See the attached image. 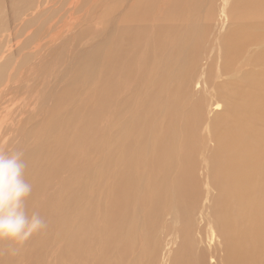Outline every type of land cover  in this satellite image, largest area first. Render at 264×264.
<instances>
[{"label": "bare ground", "instance_id": "obj_1", "mask_svg": "<svg viewBox=\"0 0 264 264\" xmlns=\"http://www.w3.org/2000/svg\"><path fill=\"white\" fill-rule=\"evenodd\" d=\"M29 2L36 20L64 3ZM217 2L110 1L108 36L62 77L72 87L42 92V109L61 97L52 119L35 128L30 112L26 205L47 228L23 246L0 242V264H160L162 254L168 264H264V0H232L223 28ZM202 91L221 105L205 128L216 153L207 206L192 139L205 122ZM67 101L82 109L61 111ZM177 238L163 253L161 242Z\"/></svg>", "mask_w": 264, "mask_h": 264}, {"label": "rangeland", "instance_id": "obj_2", "mask_svg": "<svg viewBox=\"0 0 264 264\" xmlns=\"http://www.w3.org/2000/svg\"><path fill=\"white\" fill-rule=\"evenodd\" d=\"M62 1L64 3L61 9L57 6L58 4H48L44 10L45 14L36 20L34 17H37L40 12L29 0H0V70L3 72L6 81L0 90L7 87V90L10 91V93L6 92V97H0V151H11V148L15 146L16 150L26 153L35 148L37 141L29 143L31 137L28 138L23 132L27 129L26 123L31 122V118L29 119V116H32L30 112L33 111L35 117V121L31 124H34L36 128L37 125L44 123V119L46 121L52 119L46 115L48 108H51L53 104L58 106L61 103L60 96L57 99L51 98L48 100L45 109H42V92H50V97H53L52 94L55 91L63 93L64 90L68 91L73 85L71 80L67 83L62 81L66 77L73 76V73L70 75L69 73L72 70V65L79 62L76 58H80L83 54L81 50L99 45L106 39L107 33L111 29L108 18H111V15L108 10L112 8L110 7L112 0H90L81 10L77 9L79 7L77 3H80L81 0ZM231 2L232 0H218L214 22L216 26L218 24L222 28L225 26L226 23H223L221 11L223 8H227ZM92 9L95 10V17L91 19L90 12ZM53 12L58 13V15L50 14ZM50 15L54 16L55 19H50ZM86 17L90 19L87 20ZM82 31L85 32L84 36L81 35ZM221 31L223 30L221 29ZM100 34L102 35L100 36ZM76 52L81 53L77 56ZM198 86L199 88L195 90L201 88L200 85ZM2 92L5 91H0V93ZM202 92L206 97L202 110L205 122L198 131L196 129L192 131V139L195 146L199 148V152H195L194 160L197 159V162L194 161V169H197L196 176L199 180L200 192L203 195V206H207V199L212 197L215 191L206 183V163H208V158L216 153L214 149L211 153L212 149L210 148H212L213 143L205 128L209 119L221 110V105L216 103L215 99L205 91ZM85 94L86 91L83 92L82 96ZM65 105L67 107L63 106L61 111L67 109V112L69 107L82 109L81 101L80 103L67 101ZM20 110H25L26 113L19 112ZM14 130L19 131L14 133ZM89 139L91 138L86 141ZM23 146H26L25 151ZM196 218L201 221L200 214ZM210 240L212 241L213 238L209 236L207 241L211 243ZM219 240L220 238L216 236L215 244H218ZM177 243L178 238L175 241L169 239L168 242L167 240L164 243L161 242L162 249H164L163 253L167 252L168 254L169 250L178 245ZM162 258L163 254L160 264H168V261L162 263ZM213 261L214 259L209 257V264H213Z\"/></svg>", "mask_w": 264, "mask_h": 264}, {"label": "clouds", "instance_id": "obj_3", "mask_svg": "<svg viewBox=\"0 0 264 264\" xmlns=\"http://www.w3.org/2000/svg\"><path fill=\"white\" fill-rule=\"evenodd\" d=\"M25 171L23 151H0V242L17 246L47 228L39 213L28 211L26 202L32 185L26 180Z\"/></svg>", "mask_w": 264, "mask_h": 264}]
</instances>
